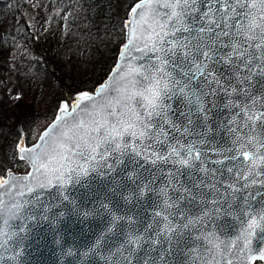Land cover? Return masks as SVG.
Wrapping results in <instances>:
<instances>
[{
  "label": "snow or ice",
  "instance_id": "1",
  "mask_svg": "<svg viewBox=\"0 0 264 264\" xmlns=\"http://www.w3.org/2000/svg\"><path fill=\"white\" fill-rule=\"evenodd\" d=\"M129 15L108 79L62 102L37 144L20 148L30 153L21 156L32 167L27 176L0 179V248L27 232L24 221L36 217L26 209L43 192L55 189L71 204L70 186L117 173L127 177L118 190L134 214L107 211L85 257L111 233L124 236L116 251L125 264L145 245L163 261L180 243L191 264L264 260V247L253 254L254 240L264 245V0H136ZM220 109L230 114L224 141L209 122ZM149 192L159 204L144 223L134 209ZM227 220L239 222L235 235L225 236Z\"/></svg>",
  "mask_w": 264,
  "mask_h": 264
},
{
  "label": "water",
  "instance_id": "2",
  "mask_svg": "<svg viewBox=\"0 0 264 264\" xmlns=\"http://www.w3.org/2000/svg\"><path fill=\"white\" fill-rule=\"evenodd\" d=\"M136 0L133 1L127 9L126 17L123 20V41L119 45L114 62L110 66L106 75L96 83L91 90L81 89L75 91L69 100L75 98L78 93L81 92H94L96 86L105 82L111 75L114 67L119 63L120 52L124 43L128 40V29L125 28V24L131 19L129 13L132 6H134ZM61 100L55 109L53 117L47 122V124L39 131L36 139L30 143L25 142L23 139H19L15 144V156L17 159L22 160L26 164V170L22 172H15L11 168L5 170L4 174L0 176V179L10 180L11 177L23 178L32 171V167L27 159H21V156H29L30 153H21L20 148L24 149L32 148L39 141L40 134L43 133L49 125H51L55 119L60 104L64 101ZM217 110H213L210 114V123H213L215 138L218 141H224L227 139L228 133L226 126L221 124L222 121H226L230 114L220 109V114H216ZM216 157H213L215 159ZM148 173H145L147 176ZM37 177L39 175L37 174ZM127 177H121L117 173H113L112 177H101L95 174L86 178L83 182V186L75 185L70 186L68 191L70 198L74 203L62 202L55 195V189L45 191L41 195V201L36 203L35 206H29L26 209V216H35L34 220H25L24 223L28 225L26 233H21L14 242L8 245L7 250L0 248V264H125L123 257L120 256L116 250L120 247V244L124 240L122 234L113 235L109 233L102 241L99 249L95 255H89L85 257L84 252L88 251L89 247L94 244L96 239L100 236V233L104 231L105 224L109 217L106 215L107 211L118 212L120 215H133V212H129V209L133 205L126 204L120 199L119 185L126 180ZM15 183L16 181H12ZM21 183H35L33 180L20 181ZM164 179L161 178L157 181V184L153 187H159L164 183ZM183 182V178H182ZM116 187L115 195H113V187ZM130 191V189H129ZM107 197V198H106ZM25 199H31L30 196H26ZM108 204V209L105 210L100 207L101 204ZM159 204V200L155 192H149L148 195L137 201L135 204V213H139L136 217L138 221L149 223L152 220V212L154 207ZM47 205L48 211H45L44 206ZM96 209L99 211V215L90 216L87 220L78 216L77 210L79 209ZM63 213L61 216L60 214ZM48 219H44V216ZM226 227L230 226L229 231H226L225 236L235 235L239 228V222H233L232 220L224 221ZM125 227V231H127ZM118 231V230H117ZM192 242L189 241L191 246ZM254 253L259 257V248L264 247L259 241L254 240L253 243ZM145 250H141L133 257V264H144L145 261L148 264H191V261L183 254L187 251L185 245L180 243L174 244L171 250V254H164L165 259L159 260L161 251L157 248L152 251L150 245L144 246ZM69 251L73 255H69ZM121 251H123L121 249ZM19 253V255H16ZM125 255L127 253L125 252ZM9 257H14L9 259ZM107 258V259H105ZM256 261H264L257 258L254 261L248 262V264H254Z\"/></svg>",
  "mask_w": 264,
  "mask_h": 264
},
{
  "label": "trees",
  "instance_id": "3",
  "mask_svg": "<svg viewBox=\"0 0 264 264\" xmlns=\"http://www.w3.org/2000/svg\"><path fill=\"white\" fill-rule=\"evenodd\" d=\"M48 4L49 0H38ZM135 0H85L95 18V27L105 35L103 49L96 48L91 62V72L76 77L65 75L52 67L45 53L32 44L34 56L23 60L28 67L44 73L49 98L43 107H34L31 100L17 96L10 104L0 102V176L7 168L20 163L15 156V144L19 139L28 140L31 129L53 117L61 100H69L81 89L91 90L108 72L114 62L119 45L123 41V20L127 9ZM25 0H0V70H5L8 56L16 42H26L31 30L20 7Z\"/></svg>",
  "mask_w": 264,
  "mask_h": 264
},
{
  "label": "rangeland",
  "instance_id": "4",
  "mask_svg": "<svg viewBox=\"0 0 264 264\" xmlns=\"http://www.w3.org/2000/svg\"><path fill=\"white\" fill-rule=\"evenodd\" d=\"M31 30L26 42H16L8 56L5 70H0V102L10 104L17 96L31 100L34 107H43L49 98L45 74L28 67L23 60L34 56L32 44L45 53L52 67L76 77L91 72L96 48L103 49L105 35L95 27V18L85 0H25L20 7ZM1 112V110H0ZM32 127L28 143L34 141L46 125ZM2 133L0 132V138ZM19 160V159H18ZM15 172L26 170V164L10 167ZM8 169V168H7ZM254 264H264L256 261Z\"/></svg>",
  "mask_w": 264,
  "mask_h": 264
}]
</instances>
